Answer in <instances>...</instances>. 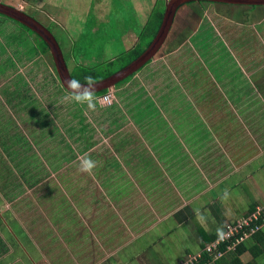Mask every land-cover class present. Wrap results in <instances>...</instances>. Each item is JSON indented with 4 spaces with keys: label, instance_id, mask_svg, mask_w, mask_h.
Segmentation results:
<instances>
[{
    "label": "crops",
    "instance_id": "1",
    "mask_svg": "<svg viewBox=\"0 0 264 264\" xmlns=\"http://www.w3.org/2000/svg\"><path fill=\"white\" fill-rule=\"evenodd\" d=\"M13 1L0 0L6 5L16 7ZM94 2V6L98 8L109 5L105 0H94ZM117 2L126 8L127 15L138 26L141 25L140 29H142V23L146 24L156 8L160 7L165 12L168 0H114L113 5ZM80 3L86 6L88 0H79ZM206 3L212 2L189 3L182 6L177 13L171 33L161 50L167 52L170 50L169 47L178 45L177 51L180 53L175 57L177 59L174 58L175 62L178 60L175 65L173 64L175 72L168 71L167 67L162 70L164 73L161 77L166 84H163L164 89L161 87L163 90L160 97L164 98L165 105L170 102L189 105L194 103L192 108L183 105V110L176 111L178 116L192 110L194 116L205 119L215 113L217 103L221 102L235 104L238 108L237 113L239 112L236 115H240L242 107L245 110L248 101L264 100L261 84L260 92L255 86L256 82L259 83L258 80H255L254 84L248 76V72H253L254 69L262 66L263 62L261 59L259 63L256 60V65L251 60L250 63L246 62L249 64H241L242 59L237 53V48L232 50L233 46L228 42L227 31L231 32L232 28L223 29L222 23L226 19L240 26L237 28H241L246 26L245 22L227 19L216 11L215 15L218 18L215 20L211 18L213 15H210L211 6H207ZM37 6L33 7L37 9V11L33 10L35 14L27 11L26 13L40 22H42L40 19H44L51 23L55 22V17H59V10H65L68 4L67 0H37ZM202 8L206 10L197 18L196 12L201 11ZM116 21H120V16L115 19ZM46 26L49 28L48 25ZM24 32L29 34L26 30ZM53 34L61 46V41L55 33ZM218 38L223 45L219 44ZM62 39L64 37H61ZM169 39L173 43L170 44ZM63 43L66 45L65 42ZM168 43L170 45H167ZM0 44L4 46L5 42ZM226 52L234 55L237 61L240 60V74L237 76L234 75L226 57H221V54L226 55ZM172 54V52L168 53L167 57L173 56ZM240 54L245 61L253 59L245 56L244 49L240 50ZM159 60L165 59L162 57ZM165 61L161 62L169 65ZM218 62L222 64L216 69ZM204 69L209 70V78L211 77L213 81L197 80L196 78L199 77L197 74L193 77L188 75L190 71L201 72ZM233 76H236L235 79H230ZM208 81L210 84L207 83ZM21 90L23 87L20 88V92ZM25 94L14 92L2 95L0 92V101L7 103L11 99H18L19 96L25 98ZM134 96L128 99L133 100ZM204 107L209 109L203 113L201 108ZM161 110L158 108L153 111L126 110L137 123L146 124L141 125L143 129L114 125L118 122V117L113 116L111 123L106 127L112 138L110 147L105 146L103 141L89 148L80 146L81 153L75 154L73 160H68V167L75 165L80 168L86 167L89 161H95L94 167L88 170L90 176L74 175L72 168L70 171L67 169V192L63 191V193L70 210L67 216V235H65L68 241H64L63 234L57 232L62 226L59 228L54 226L56 221L52 216L46 215L45 210L39 206L37 200L35 201V194L39 192L26 189V187L34 189L38 183L45 185L44 182L50 181L49 176L39 177L40 174L33 172L35 169L27 160L16 164L18 145L11 137H7L9 135L6 134V126H4L10 118H14V115L4 121L6 114L0 113V264H24L23 261L29 264H175L202 251L206 243L215 239L228 222L247 217L257 207L264 205V159L254 162V165H257L255 171L244 165L240 167V171H232L225 177L221 174L217 176L216 163L204 161L201 164L198 159L192 158L195 146V149L198 148L196 151L201 150L198 143L192 147V152L179 153V146L182 145L180 142L175 145H165L167 139L161 140L158 137L159 140H153L154 143L150 144L148 136L138 137V133L145 134V131L149 132L151 128V132L166 129V133L170 136L169 140L178 138L171 124L150 126L149 121L156 119L155 117H166L168 110L165 111V115ZM166 120L170 123L168 119ZM187 126V121L183 124L180 122L181 130H178L181 133L195 134L192 140L200 135L201 140L207 141L208 135H211L209 132L206 133V130H200L196 125H194L196 129L183 131L182 128ZM120 134L125 136L124 139ZM148 134L151 136L150 133ZM188 143L191 145L190 142ZM205 145L207 146L203 143V147ZM171 150H175L177 154L175 159H171ZM98 151H102L103 154L98 156L96 154ZM259 153L261 152L253 154L249 159L258 158ZM105 157L107 159H104ZM60 168L56 167V171L58 172ZM31 200L38 205L31 203ZM26 210L27 215H25ZM35 213L37 216L33 215ZM27 222L38 237L31 239L25 232ZM10 228L14 230L16 239H9L7 231ZM40 231L45 237L52 235L51 231H56L51 239L53 241L57 236L61 241L58 244L64 241L62 246L67 250V263L64 259H60L57 252L59 247L50 243L44 248L37 247L34 256L24 254L22 246L17 245L18 242L42 241L43 237H39L38 233ZM231 251L242 264H264V224L235 249L225 252L223 256L214 260L204 255L199 264L203 261L204 264H232L229 255Z\"/></svg>",
    "mask_w": 264,
    "mask_h": 264
},
{
    "label": "rangeland",
    "instance_id": "2",
    "mask_svg": "<svg viewBox=\"0 0 264 264\" xmlns=\"http://www.w3.org/2000/svg\"><path fill=\"white\" fill-rule=\"evenodd\" d=\"M70 1L67 0L68 7L64 8L65 10H59V17L54 18L55 22L50 23L40 19V17L38 18L48 25L61 41L64 56L73 75L78 77L82 75V68L93 67L97 68L95 72L101 71L100 74L102 75L107 73L106 69H114L126 60H133L138 56L139 49L146 48V44L143 47L139 44V39L147 27L148 21L150 19L156 20L154 13L145 25L142 23L143 28L140 29L141 25L138 26L132 21V18L127 15L126 8L122 7L120 2L113 5L114 0H105V3L107 2L109 5L98 8L94 6V0H88L86 6L79 4V0H75L73 3ZM12 3L23 11L33 14L36 13L33 10L37 11L33 7H38L37 0H14ZM206 4L211 6L210 15H213L211 18L215 20L218 18L215 15L216 11L217 14L227 17V19L245 22L246 26L241 28H237L240 26L226 19L222 24L223 29L232 28L231 32L227 31L229 35L227 36L229 38L228 42L233 46V48L231 47L232 50L237 48V53L242 59L239 61L242 65L249 64L250 60L256 65V60L259 63V60L262 59L263 65L254 69L253 72H248V76L253 82L258 80L259 83L256 82L255 84L254 82V84L258 90L260 89V92L261 84L264 97V6ZM205 10V8H202L201 11L196 12L198 14L197 18ZM118 16H120V21L115 22ZM222 20L221 22H223ZM216 23L219 24L218 22ZM23 30L25 31L26 29L18 22L0 15V42H5L4 46L0 44V92L2 95L14 92L26 93L25 98L19 96L18 99H11L7 103L0 101V113H2L1 115L6 114L4 121L14 115V118H10V121L8 120V123L4 126H6V134L9 135L7 137H11L18 145L19 152L16 164L27 160L28 164H31V167L35 169L33 172L40 174L39 177H50H48L49 182L47 180L43 183L45 185L38 183L36 185V187L39 186L37 189L36 187L34 189L26 187V189L27 191L35 190L39 192L35 194V201L37 200L39 206L45 210L46 215L52 216L56 221L54 226L58 228L62 226V229L59 228L57 232L58 234H63L64 241H68L65 235H67V216L70 214V210L67 207V198H65L63 193V191L67 192V169L70 171V168H72L74 175L90 176V172L85 170L86 167L84 166L83 168L75 165L68 167V160H73L72 158L75 154L81 153L79 152L80 146L89 148L103 141L105 146L110 147L112 138L109 136L110 133L108 128L106 130V127L111 123L113 116L118 117V122L114 123V125L143 129L141 125L145 123H137L126 110L153 111L158 108V110L162 109L161 111L164 115L165 111L168 110L166 117L157 116L155 117L156 119L150 120V126L159 127L171 124L170 126L175 131L174 133L178 134V138L169 140L170 136L166 133V129L156 130L153 127L156 130L155 132H151V128H148L149 132L144 130L145 134H143L144 132L138 133V137L144 136L146 138L148 136L150 144L154 143L153 140H159L157 139L158 137L161 140L167 139L165 145H175L180 142L182 147L179 146V153L180 151L192 152V147L198 143L201 150L196 151L198 148L195 149V146L192 158L198 159L201 164L204 161L216 163L217 176L221 174L225 177L232 171H240V167L244 165H248V169L255 171L257 165L255 166L254 162L264 159V100L248 101L246 109L244 110L242 107L240 115H236L239 112L237 113L238 108H236L235 104L230 105L228 102L217 103L215 113L209 117L204 115V117H207L205 119L194 116L192 110L183 112L179 116L176 114L178 113L176 112L177 110H183V105L186 108H192L194 103H191V105L181 104L180 102L164 104V98L160 97V93L162 95V90L164 89L163 84H166L162 79L163 77H161L164 73L162 70L167 67L168 71L175 72L174 65L178 62V60L175 62V59H177L175 57L180 53L177 51L178 45H175V47L168 46L170 50L167 52L166 50H161L154 58V62L149 61L146 66L137 71L128 81L121 83L117 87H112L105 93L91 95L94 98V108L89 109L86 103L77 102L73 99L74 93L62 86L53 57L50 52H40L37 46V36L27 34ZM61 37H64V39L61 40ZM218 39L219 44L223 45L220 38ZM205 41L207 42V39ZM169 43L173 42L170 40ZM169 43L167 45H170ZM205 46H208V44H205ZM242 49H244L247 58L253 57V59L250 58L245 61L240 54ZM170 52L173 53V56L167 57ZM195 56L198 57L197 55ZM162 57L166 61L159 60ZM221 57H226L225 59L229 66L233 68L234 75L240 74L239 67L241 65L234 55L227 53L226 55L221 54ZM161 61L168 62L169 65ZM114 62L116 64H113ZM162 63L164 64L162 65ZM221 64L222 62H218L215 66L216 69ZM3 66H6L7 69L3 68ZM196 74L199 76L196 78L197 80L206 81L210 79L213 81L211 77L209 78L210 72L208 69H204L201 72H188V75L192 77ZM236 76L230 79H235ZM181 83L183 84V81ZM207 83L210 84L209 81ZM21 87H23V90L20 92ZM161 87L163 88L162 90ZM180 87L182 88V85ZM132 95H135V98L133 100L128 99ZM107 96H110L109 99L111 100ZM208 109L209 107H204L201 108V111L204 113ZM184 120L188 122V126L183 127V131H187L190 128L196 129L194 128V125H196L200 130H206V133H211V135H208L207 141L201 140L200 135L192 140L195 134L179 132L181 130L179 129L180 122L183 124L186 122ZM196 120L200 122L197 123ZM148 125L147 127H149ZM2 130L3 127L1 128ZM21 135L22 139H20ZM120 137L124 139L125 136L120 134ZM203 143H206L207 146L203 147ZM93 151L95 152L96 149ZM71 152L72 156H70ZM104 152L107 154L106 151ZM257 152H261L258 154L259 157L257 155L256 157L258 158L250 160L249 158ZM67 154L70 156L69 158H67ZM96 154L99 156L103 152L98 151ZM171 154V159H175L177 155L175 150ZM104 159H107V157ZM249 160L250 162H248ZM56 167H61L58 172ZM93 189L96 188L93 187ZM60 193H63V195ZM35 201L31 200V203L37 206L38 203H35ZM25 202H28V200H25ZM51 203L55 205L52 206ZM27 204L29 205V203ZM36 212L38 213V211ZM37 213L33 215L37 216ZM25 215H27V210ZM25 225V232L28 233L31 239L32 237H38L31 229L30 223L27 222ZM10 229L7 231L9 239H16L14 230ZM38 233L39 237H43L41 238L43 239L42 241L25 240L21 243L20 241L18 242L17 245L19 246L20 244L22 246L24 254L34 256L37 247L44 248L50 243V245L59 247L57 252L60 259H64L67 263V250L62 246L64 241L58 244L61 241L57 236L53 241L51 239L55 236L56 231H51L52 235L48 236L50 238L45 237V234L41 231ZM23 262L24 264H29L25 261ZM29 262L31 263L30 260Z\"/></svg>",
    "mask_w": 264,
    "mask_h": 264
},
{
    "label": "water",
    "instance_id": "3",
    "mask_svg": "<svg viewBox=\"0 0 264 264\" xmlns=\"http://www.w3.org/2000/svg\"><path fill=\"white\" fill-rule=\"evenodd\" d=\"M202 1L229 5L264 6V0H169L166 5L163 21L158 33L156 34L155 38L152 39L151 42L146 46L142 53H140L136 58L131 60L122 68L100 80L80 83H91V93H97L104 89L110 90L120 81L139 71L149 61H152L162 49L171 33L175 18L180 8L189 3ZM0 15L9 17L27 26L36 32L48 44L50 53L53 57L57 75L62 86L71 93L76 94L77 90L72 89L70 86L67 87L66 85L67 81L70 82L75 78L71 74L63 50L53 32L35 17L27 14L17 7L6 5L2 2H0Z\"/></svg>",
    "mask_w": 264,
    "mask_h": 264
},
{
    "label": "built area",
    "instance_id": "4",
    "mask_svg": "<svg viewBox=\"0 0 264 264\" xmlns=\"http://www.w3.org/2000/svg\"><path fill=\"white\" fill-rule=\"evenodd\" d=\"M107 98L109 99L110 96H107ZM263 224L264 205L257 207L247 217L228 222L215 239L206 243L202 251L194 253L175 264H199L204 255L209 256L213 260L217 259L223 256L225 252L235 249L247 237L258 231Z\"/></svg>",
    "mask_w": 264,
    "mask_h": 264
},
{
    "label": "trees",
    "instance_id": "5",
    "mask_svg": "<svg viewBox=\"0 0 264 264\" xmlns=\"http://www.w3.org/2000/svg\"><path fill=\"white\" fill-rule=\"evenodd\" d=\"M2 16V15H1ZM154 16H155V19L156 20H149L148 23H147V27L146 29L143 31V33L141 34L140 36V39H139V44H141V46L143 47V45H148L152 39L155 38L156 34L158 33L159 31V28L162 24V21H163V17H164V9H161L160 7L156 8L155 11H154ZM5 17V16H4ZM11 19V18H10ZM15 21V20H14ZM18 22V21H16ZM19 23V22H18ZM21 24V23H19ZM25 29L26 31L31 34V35H35L37 36V46L40 50L41 53H48L50 52V49H49V46L48 44L36 33L34 32L33 30H31L30 28H28L27 26L21 24ZM140 51L138 52V55L140 53H142V51L144 50L143 48L139 49ZM130 61L129 60H126L125 62H122L120 65H118L117 67H115L114 69H106V72L107 73H104V74H100L101 71H98V72H95L97 68L93 67V68H82L81 69V72H82V75H79L78 77L73 75L72 73V76L76 79V80H79L80 82H93V81H97V80H100L112 73H114L115 71H117L118 69L122 68L124 65H126L127 63H129ZM113 64H116L115 62ZM142 69V68H141ZM98 73V74H97ZM133 75H130L129 77L125 78L124 80L120 81L119 83L116 84V87L118 85H120L121 83H124L126 81H128ZM90 78V79H89ZM106 91H108L107 89H104L102 91H99L97 93H91V95H94V94H102V93H105ZM70 156H72V152L70 154ZM68 154H67V158L70 157ZM255 208V207H254ZM253 208V209H254ZM252 209V210H253ZM234 252H230L229 255H230V259H231V263L232 264H242L239 262V260L234 257L232 254ZM207 260V259H206ZM202 264H204V261L202 262Z\"/></svg>",
    "mask_w": 264,
    "mask_h": 264
},
{
    "label": "clouds",
    "instance_id": "6",
    "mask_svg": "<svg viewBox=\"0 0 264 264\" xmlns=\"http://www.w3.org/2000/svg\"><path fill=\"white\" fill-rule=\"evenodd\" d=\"M90 79V78H89ZM67 87L70 86L72 89L77 90L76 94H74L73 99L77 102H84L87 104L89 109L94 108L93 97L91 96V87L92 84H81L79 80L72 79L70 82H66ZM95 161H89L86 165L85 170H90L94 167Z\"/></svg>",
    "mask_w": 264,
    "mask_h": 264
},
{
    "label": "flooded vegetation",
    "instance_id": "7",
    "mask_svg": "<svg viewBox=\"0 0 264 264\" xmlns=\"http://www.w3.org/2000/svg\"><path fill=\"white\" fill-rule=\"evenodd\" d=\"M134 74H135V73H134ZM134 74H133V75H134Z\"/></svg>",
    "mask_w": 264,
    "mask_h": 264
}]
</instances>
